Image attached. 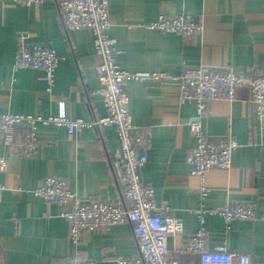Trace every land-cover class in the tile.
Masks as SVG:
<instances>
[{
	"label": "crops",
	"instance_id": "0c3cea01",
	"mask_svg": "<svg viewBox=\"0 0 264 264\" xmlns=\"http://www.w3.org/2000/svg\"><path fill=\"white\" fill-rule=\"evenodd\" d=\"M161 14H190L204 24V31L182 36L149 29ZM110 18L117 64L125 71L177 77L186 67L206 65L264 73V0H110ZM21 33L27 44L52 48L60 57L50 91L43 72L14 67ZM98 62L92 31H73L67 37L58 0L31 6L6 0L0 8V113L49 118L63 105L72 120L104 117ZM125 90L132 124L149 136L141 180L154 189L158 208L167 206L183 221V232L167 240L171 263L200 264V255L185 246L204 228L208 250L248 254L253 263L264 264V223L234 220L227 226L220 213L236 201L255 202L258 213L264 211V122L254 117L250 90L240 88L232 102L210 103L200 120L195 102L180 103L175 81L131 80ZM192 121H199L209 136H228L240 144L230 170L208 173L205 199L188 162L197 146L188 125ZM37 137L43 146L31 158L16 157L0 139V157L7 160L0 175V264H111L138 257L131 224L84 232L73 244L62 207L34 193L46 177L56 176L83 200L126 206L125 186L110 163L119 149L116 128L88 127L69 138L64 126L39 124Z\"/></svg>",
	"mask_w": 264,
	"mask_h": 264
},
{
	"label": "built area",
	"instance_id": "2783aa9c",
	"mask_svg": "<svg viewBox=\"0 0 264 264\" xmlns=\"http://www.w3.org/2000/svg\"><path fill=\"white\" fill-rule=\"evenodd\" d=\"M6 0H0V8ZM12 4L31 6L43 0H8ZM63 26L67 31L90 30L94 35V51L99 62V76L106 115L95 121L69 119L60 107L56 116L42 118L25 114L0 113V139L18 158L35 157L43 146L37 137L39 124L64 126L69 138H73L88 127L114 126L119 139V149L111 160L116 180L125 186L126 206H115L105 202L83 200L69 189L64 178L48 176L35 189L37 197L62 207L61 216L69 222V239L78 244L84 232L109 231L112 227L129 223L139 243V256L133 259H118L111 264H173L167 249V240L184 230L181 218L173 216L167 206L158 208L154 200V189L145 184L139 171L148 162L146 150L149 144L147 132L138 130L129 112V96L125 85L131 80L147 82L175 81L180 87V103L195 102L198 120L205 118L212 102H232L240 88L251 92L250 102L254 117L264 122V73L246 74L233 69L202 65L186 67L177 76L158 72L125 71L117 64V49L109 31L113 25L110 18V0H58ZM163 33L182 36L201 35L204 24L190 14L169 17L161 14L147 26ZM20 46L15 58V69H34L43 72L42 80L50 91L55 83V73L60 57L52 48L40 44H27V35L21 33ZM197 138V146L188 158L192 174L201 181L199 193L205 199L209 189L207 175L213 169L230 170L235 150L240 144L228 136L212 137L205 134L199 121L188 123ZM7 160L0 157V175ZM225 224L234 220L264 223V211L259 214L257 204L251 201L228 202L220 211ZM202 219V215H200ZM207 233L204 228L189 238L185 250L200 255V264H255L248 254H235L225 250L207 249ZM73 264H96L78 261Z\"/></svg>",
	"mask_w": 264,
	"mask_h": 264
},
{
	"label": "water",
	"instance_id": "95a60500",
	"mask_svg": "<svg viewBox=\"0 0 264 264\" xmlns=\"http://www.w3.org/2000/svg\"><path fill=\"white\" fill-rule=\"evenodd\" d=\"M58 8H59V6H58ZM59 11H60V8H59ZM60 15H61V11H60ZM64 29H65V32H66L67 37L69 38V34L70 33L67 31V29L65 28V26H64ZM70 45H71V49H72L73 54H75V51H74V48H73V45H72L71 41H70ZM95 120H96V118H94L93 121H95Z\"/></svg>",
	"mask_w": 264,
	"mask_h": 264
}]
</instances>
